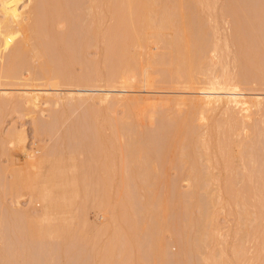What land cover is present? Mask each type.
Instances as JSON below:
<instances>
[{
	"label": "rangeland",
	"instance_id": "rangeland-1",
	"mask_svg": "<svg viewBox=\"0 0 264 264\" xmlns=\"http://www.w3.org/2000/svg\"><path fill=\"white\" fill-rule=\"evenodd\" d=\"M160 1L113 0L116 10L115 8L111 10L112 13L115 10V18L111 16L112 13L106 17L112 23L111 26L114 24L111 33L114 35L112 41L114 42L115 39L116 45L113 46L122 50L117 52L115 49L112 68L109 66V69L114 71L117 65L123 67L124 63H121L126 61V64L129 62L131 70L129 72L133 76L131 80L128 72L129 82L120 85L121 83L118 82L121 81L118 79V82L116 81L118 84L113 83V85L119 86L121 91H126L122 93L125 94L126 100L129 97L130 100L131 98L137 100V103L129 106L124 102L112 106L109 103H100L98 96L103 93V89L82 92L79 88H75L72 90L76 95L83 93L85 97L93 93V98L91 96L88 100L87 97L85 102L79 101L81 99L76 100L77 107H75L76 101L75 104L71 101V106L65 104L70 108L68 113H66L67 108L63 109L62 103L61 106L59 105L61 108L55 105H41L36 109L29 105L30 103H22L26 100H22V96L18 95L27 90L52 95L51 93L56 91H69L70 88L64 86V89H52L46 85L49 81L44 80L43 77V81L39 78L35 79L37 80L35 82L33 80L34 85L30 80L28 83L24 82L26 85L23 82L21 84V80L18 82L15 80L17 83L10 81V84H15L11 88L10 84H7L8 90H13L20 99L17 100L14 109L0 111V264H254L253 259L258 258L261 250L262 263L258 258L259 263L256 260V264H264V248L261 249L262 246L264 247V211L261 209L264 207V202L262 201V205L260 198L263 197L264 192L261 191L260 195L259 190L256 189L259 182L264 184V113L262 112L264 104L263 108L260 107L262 109L254 107L250 117L244 120L239 113L236 114L235 119L238 118L236 122L233 117L237 110H234V114L232 110L230 114L228 110L225 113L226 109L220 111V108L215 111L205 107L200 100L204 96V89L209 87V80L214 76H222L225 72L222 66L227 65L228 73L237 74L238 77L236 74L235 76L243 94L264 102V0H211V2L208 0L209 3L206 0V6L202 5L205 4L202 2L204 0H201L202 4H197L198 0H168L172 3L170 5L168 3V8L179 7L182 3L181 11L173 9L175 14L172 17L180 18L182 15L185 17L184 21L180 18L183 21L180 20L181 23L175 21L177 23L174 24L178 25L177 29L174 28L176 26L173 23L170 24L171 27L167 25L161 32L165 33L164 38L169 40L176 34L177 40L184 25L194 30L190 49L184 48V40L181 41L183 36L178 38L180 41L177 42L179 43L177 47L180 48V50L177 48L178 55L175 51L171 52L172 50L167 49L160 41L161 37L160 39L157 37L159 41L152 39L155 38L151 34L153 29L145 27L148 14L158 16L152 8L158 9ZM66 2L71 5L68 4V9L72 8L73 11V13L69 12L73 15L71 16L74 28L71 26L72 29H68L67 26L69 33L67 29L65 31L72 35H70L72 38L69 41L70 47L73 45L74 48L81 42L87 43L89 47L90 42L95 43L90 38L93 36L92 33L87 34L90 32L85 28L91 19L88 12L90 0ZM100 5L103 10L104 5ZM109 18L114 20L110 21ZM103 19L105 21H102L105 25L103 27H109L108 21ZM74 29L77 32H70ZM102 37L98 38V42L103 40ZM77 38L82 40L78 41ZM217 39L220 40L218 45H221L222 50L214 52L213 49L212 52L211 48L215 46L214 40L219 41ZM148 43L150 46L147 45ZM99 44L101 51L98 46L96 50H99L100 54L97 55L98 51L93 47L90 52L87 51L90 55L86 52L85 58L91 61L98 60L95 59L96 56H100L103 51L102 44ZM148 48H152L150 53L158 54V62H154L155 55L152 59V54L147 53ZM135 52L142 56L138 54V58ZM201 56L207 60L203 64L199 61ZM103 58L104 56L101 55L99 60ZM103 61L102 68H108L111 62L107 65V61L105 62L104 59ZM81 66L84 65H76L77 72L87 71V65L86 69ZM122 67L119 69L121 70ZM145 76L151 78L149 82L146 81ZM121 80L125 81L123 78ZM101 83L104 84L103 81ZM126 83H132V86L126 87L128 85ZM123 85L126 89H123ZM1 87L5 89L6 85ZM119 89L118 87L114 89L115 92L111 93L112 97L120 94V91H117ZM182 99L185 102H181ZM193 99L197 100V104L201 101L198 108L193 107L196 105ZM90 108L94 111L91 112ZM62 110L67 114L66 117L59 116L63 114ZM230 119L234 123H230ZM209 125L212 131L207 129ZM204 128L208 131H204ZM209 131L212 133H210L212 137L210 144H213L212 147L209 145L207 150L208 146L204 145L206 142L203 138L210 136ZM201 132L207 133L208 136L203 137ZM198 133L201 134L202 139ZM99 135L103 139L110 138L107 139L108 141L112 138L113 144L111 142L108 145L101 144L103 140ZM226 136L233 140L232 144H229L231 141L229 138L226 141ZM221 138L226 142V148L232 145L226 150L220 144L225 154H222L224 152L219 150L217 144L218 141L222 142L219 140ZM11 140L14 141L13 144L10 143ZM199 140L204 147L198 142ZM206 141L209 143L210 140ZM49 149L50 152L54 151L57 153L54 154L61 157L63 154L74 153L70 157L67 156L70 158L69 161L71 162V157L75 160L78 158L80 164L90 155L92 157L91 153H100L101 150L105 154L107 152L112 154L111 157L107 154L110 158H108L109 162L112 157L113 159L111 163L105 164L106 161L108 162L105 157L102 162L104 165H101L105 167H101L100 159L105 154H100L102 156L99 160L94 158L97 163L100 161L98 164L94 163L93 158H88L90 164L94 163L90 167L88 164L84 165V162L80 165L72 158L74 161L72 160L71 163L77 162L80 170L76 163L73 169L72 165L68 166V162H65L64 166L73 170L72 173L69 170L70 172L65 174L67 177L62 176L63 179L68 180L70 174L72 182L76 181L77 184L75 186L66 181L70 184L69 188H65L64 179L62 187L66 192L62 187L59 188L61 186L57 184L59 181L53 182L50 179L51 173L47 171L52 168L50 165L32 168L33 162L38 164L40 153L49 152ZM227 151V158L231 157L229 159L226 158ZM197 153L200 155L198 156ZM220 155H224V159ZM225 158L230 164L224 163ZM209 162L211 165L208 164ZM245 168L251 171L250 174L254 172L253 175L251 174L253 178L247 174L248 170L245 173ZM260 173L263 174H261L262 181L259 177ZM60 177L58 180H62ZM225 181L230 182V185ZM224 183L229 186L226 187V191L231 190L232 196L226 191V194H219L222 187L226 189ZM261 185H259L262 188L260 190H263ZM38 186L40 188L48 186L52 190L45 191L46 195H40L42 192L37 193V191L36 193L39 194L37 200L31 191ZM75 188L79 192L75 191ZM207 191L212 193V197L209 195L211 198L208 197ZM218 194L223 195L219 196L220 199L224 200L226 196L225 200L228 197L230 200L224 201L225 204L213 206L215 201L220 200ZM103 199L112 204L110 207L115 209V215L117 214V217H114L116 224L113 223L109 229H105L108 224L107 214L101 210L105 204L102 205L101 201L99 203V200L103 201ZM108 202L107 205H110ZM99 204L102 206H98ZM38 212L51 214V218L55 217L50 221L57 223L54 227L59 226L63 232L57 227L56 232L63 234L44 235L47 232L44 231L47 224L41 226L42 223L39 222L43 228L38 229L40 226L33 225L32 216L27 217ZM60 213L62 214L55 216ZM56 217L60 218L56 220ZM36 220L40 219L36 218L34 221ZM41 222L44 224V221ZM30 224L34 228L32 229L33 232L35 231L34 234H31V229L29 230ZM51 227L48 229L50 230ZM37 229L43 230L44 234L38 235ZM222 251L226 254L224 255ZM235 253L240 257L237 258Z\"/></svg>",
	"mask_w": 264,
	"mask_h": 264
},
{
	"label": "bare ground",
	"instance_id": "bare-ground-1",
	"mask_svg": "<svg viewBox=\"0 0 264 264\" xmlns=\"http://www.w3.org/2000/svg\"><path fill=\"white\" fill-rule=\"evenodd\" d=\"M26 1H28V2H26ZM67 1V0H66ZM65 0H0V111L1 110H9V109H14V106L16 105L17 106V100L18 99H20L18 96H22V100H26V101H23L22 103H26L27 102V104H29V105H31V106H33V107H35L36 109L39 107V106H41V105H55L56 107L57 106H61V103H62V106H63V109H64V107H65V109L67 108H69V106H71V101H74V102H72V104H75V101L77 100H79V99H81V100H79V101H84L85 102V100H86V98L88 97V100H90V98H91V96H92V98H93V93H92V95H86L85 97H83V93L82 94H79V95H76V93L75 92H73V90L72 89H77V88H79L80 89V91H82V92H84V91H86V92H94V91H97V89H103V93H100V95L98 96V99L100 100V103H109V105L110 104H112V106H114V105H118V104H122V103H124V102H126V103H128L129 104V106L130 105H133V104H135V103H137V100H134V99H132L131 98V100L129 99V97H127V99L128 100H126L125 98H124V96H125V94H122L123 92H126L125 90L124 91H121V88L119 89V86H116V88L118 87V89L119 90H117L120 94L119 95H117V97H112V95H111V93L112 92H115V90L114 89H116L115 88V86L113 85V83L114 84H120V85H122V83L123 84H125L124 82H129L130 80H129V78H127L128 76H130L131 74V72H129V70H130V68H129V62H127V64H126V61L125 62H122L121 64H123V67L121 66V65H117V68L119 69L120 67H122V69L120 70V71H118V69L116 68V69H114V71L112 70V69H109V66H110V68H112L111 67V64H112V61H113V59H114V52H115V49H117V52H118V48H114V46L116 45L115 44V39H114V42L112 41V36H114V35H112V26H114V24L111 26V22H109V20H108V18H106L107 16H109L111 13H112V10H111V8H115V1L113 2V0H90V4H89V7H88V9H89V17L91 18V19H89V24H87V26L85 27L86 28V31H88V32H90V33H87V34H91L92 33V35L93 36H89L88 35V37H90L91 39H93L94 41H95V43L94 44H91L92 42H90L91 41V39L90 38H88L87 36V38H88V40H90L89 42H90V44H89V47H87L88 45H87V43L86 44H83L82 42L81 43H77L75 46H74V48H73V45H71V47H70V44L71 43H69V41H70V35H71V33H70V35L69 34H67V33H69V30L68 29H72L71 28V26H73L74 25V23H73V18H72V16L70 15V13L72 12L73 13V11L71 10L72 8H69L68 9V4L70 5V3H68V2H66ZM157 1V0H156ZM170 1V0H169ZM169 1L168 0H161L160 1V3L158 4V5H160V7L157 9V8H152V9H154V11H155V13L156 14H158V16H151V15H149L148 14V17H147V22H146V26L145 27H147V28H151V29H153V32L151 33L152 34V36H154L155 38H152V39H160V37H161V39H160V41L161 42H163L165 45H166V47H167V49L169 48V50L171 51V52H173V51H175V54H177V50L179 49L180 50V48H179V46L177 47V45H179V43H177V42H180V41H178L182 36H183V39L181 38V41H183L184 40V44H185V47L184 48H187V49H190L191 47V42H192V36H193V34H194V30H193V28H191L190 29V27L189 26H187V25H184V26H182V32H181V36H179L178 35V37H177V40H176V34L175 35H173L172 37H173V39H170V38H172V37H170L169 38V40L165 37L164 38V34L163 33H161L162 32V30L167 26V25H169L170 26V24H172L173 23V25L174 26H176L175 24L179 21V23H181V21L183 20L184 21V17H185V15H182V16H180V18H182V20L180 19V18H176V17H172V15L173 14H175V12H174V10L173 9H176L175 11H181V9L182 8H180V6L182 5V3H181V5L178 7V6H174V4L172 5V6H174V7H172V8H168L169 6H168V3H169ZM200 1V2H199ZM203 3H205V4H202L201 3V0H198V2H197V4L199 3V4H202L203 6L205 5L206 6V0H204V1H202ZM207 2H208V0H207ZM209 2H211V0H209ZM208 2V3H209ZM112 3H114V5H112ZM152 3H156V2H152ZM100 4H102V6L104 5V9H106L105 11H104V9L102 10V8H101V5ZM146 4V3H145ZM170 4H172V3H169V5ZM71 6V5H70ZM112 6H114V7H112ZM153 6H155V5H153ZM182 7V6H181ZM202 7V6H201ZM208 7V6H207ZM144 8V7H143ZM151 8V7H150ZM151 9V10H152ZM178 9V10H177ZM204 9V8H203ZM210 9V8H209ZM115 10H116V8H115ZM115 10L113 11V13L111 14V16H114V18H115ZM69 11H71V12H69ZM105 12V15H104V12ZM182 13V12H181ZM207 13V12H206ZM114 14V15H113ZM144 14H146V11H145V13ZM178 14V13H177ZM176 14V15H177ZM184 14V13H183ZM88 15V14H87ZM103 16H105V17H103ZM144 16H146V15H144ZM72 18V19H71ZM103 18H105L107 21H108V26L109 27H103V26H105V25H103L104 23H102V21H104V19ZM173 18V19H172ZM176 18V19H175ZM110 19V18H109ZM209 19V18H208ZM72 20V21H71ZM91 20V21H90ZM112 20H114V19H110V21H112ZM144 20H145V18H144ZM177 20V22H175ZM181 20V21H180ZM182 21V22H183ZM105 22V21H104ZM83 23H84V21H83ZM114 23V22H113ZM175 23V24H174ZM178 23V24H179ZM186 23H188V22H186ZM191 23V22H190ZM183 24V23H182ZM172 25V26H173ZM216 25V24H215ZM68 26V27H67ZM89 26H90V28H89ZM107 26V25H106ZM173 26V27H174ZM178 26V25H177ZM177 26L176 27H174V28H176L177 29ZM181 26V25H180ZM68 29H67V28ZM171 27V26H170ZM169 27V28H170ZM73 28H74V26H73ZM85 28L83 29V31L85 32ZM89 28V29H88ZM114 28V27H113ZM216 28H218V27H216ZM236 28V27H235ZM62 29H64V30H62ZM66 29L68 30L67 31V33H65V31H66ZM171 29V28H170ZM175 29V30H176ZM180 29V28H179ZM228 29V28H227ZM62 30V31H61ZM166 30V29H165ZM77 32L76 31V29H74V30H70V32ZM83 31H81V32H83ZM215 31V30H214ZM217 31H219V30H217ZM62 32V33H61ZM105 32V33H104ZM112 32V33H111ZM176 32V31H175ZM65 33V34H64ZM86 33H85V35H86ZM217 33V32H216ZM151 34H150V36H151ZM221 34V33H220ZM102 35H103V37H102ZM148 35V34H147ZM147 35H145L146 37V39H147ZM216 35V34H215ZM219 35V34H218ZM72 36V35H71ZM151 36V37H152ZM175 36V37H174ZM99 37H102L103 38V40H100L99 42H98V38ZM150 37V38H151ZM158 37V38H157ZM163 37V38H162ZM116 38V37H115ZM175 38V39H174ZM179 38V39H178ZM217 38V37H216ZM215 38V39H216ZM235 38V37H234ZM72 39V38H71ZM74 39H76L75 37H74ZM86 39V38H85ZM84 38H83V40H85ZM133 39H135V38H133ZM149 39V38H148ZM147 39V40H148ZM159 39L157 40V41H159ZM164 39V40H163ZM225 39V38H224ZM77 40L79 41V40H82L81 38H77ZM92 40V41H93ZM163 40V41H162ZM217 40H219V39H217ZM228 40V39H227ZM200 41V40H199ZM198 41V42H199ZM215 41V43H214V45L215 46H212V52H213V49H214V52L216 51H221L222 50V48H221V45H218V42L220 43V40L219 41H216V40H214ZM102 42H104L105 44L103 45V43ZM113 42V43H112ZM137 42V41H136ZM145 42V41H144ZM99 43H101L102 44V50L104 51H102L101 52V55H102V57L104 56V60H105V62H106V64L107 63H110L109 65H108V68L106 67H104V68H102L103 66H102V63H104V61H103V59L100 61L99 60V57H101V55L100 56H96L97 58H95V59H98V60H95L94 58H92V59H94L95 61H91L89 58H85L87 55H86V52L87 51H89V50H91V48H93V47H95L94 49L96 50L97 48V46L99 47ZM212 43V44H213ZM226 43H227V41H226ZM99 44V45H98ZM115 44V45H114ZM150 43H148L147 45L148 46H150L149 45ZM183 44V45H184ZM218 46H220V47H218ZM228 44V43H227ZM227 44H225L226 46H227ZM114 45V46H113ZM229 45V44H228ZM214 47V48H213ZM114 48V49H113ZM140 48V47H139ZM178 48V49H177ZM220 48V50H217V49H219ZM230 48V47H229ZM113 49V50H112ZM120 49H121V47H120ZM150 49H152V48H148V50H149V52H147L148 54L150 53ZM206 49V48H205ZM211 49H209V50H211ZM99 50L101 51V49H100V47H99ZM99 50H96V51H98V53H97V55L98 54H100L99 52ZM124 50V49H123ZM135 50V49H134ZM154 50V49H153ZM208 50V49H207ZM120 52H122V50H119ZM90 52V51H89ZM89 52H87V54H89ZM132 52V51H131ZM170 52V53H171ZM211 52V51H210ZM133 53V52H132ZM136 53V52H135ZM110 54H112L111 55V57H110ZM137 54V57H138V52L136 53ZM147 54V55H148ZM152 53H150V55H151ZM184 54V53H183ZM182 54V55H183ZM210 55H212L211 53H209ZM86 55V56H85ZM90 55V54H89ZM135 55V54H134ZM154 55L155 54H152V59H153V57H154ZM163 55V54H162ZM178 55V54H177ZM204 55H205V52H204ZM112 56H113V59H112ZM139 56H142V55H140L139 54ZM214 56V55H213ZM155 57H156V60H155V58H154V62H156L157 61V57H159L158 56V54H156L155 55ZM173 57V56H172ZM109 58H110V60H109ZM139 58V57H138ZM151 58V57H150ZM160 58H162V56H160ZM189 58V57H188ZM210 58V57H209ZM217 58V57H216ZM238 58V57H237ZM101 59V58H100ZM112 59V60H111ZM159 59V58H158ZM163 59V58H162ZM200 60V62L203 64V63H205V61H207L206 60V58L203 56H201V58H199ZM208 59V58H207ZM213 59V58H212ZM183 60V59H182ZM217 61H218V59H216ZM215 60V61H216ZM90 61V62H89ZM158 62V61H157ZM138 63V62H137ZM189 63V62H188ZM188 63H186V65L188 64ZM200 63V64H201ZM220 63V62H219ZM78 64H80V65H84V66H81V67H84V69H86L87 68V71L85 72L84 71V69L83 68H81L83 71V73H81V72H77L78 70H77V67H76V65H78ZM101 64V65H100ZM126 64V66L127 67H125L124 65ZM178 64V63H177ZM182 64V63H181ZM210 64V63H209ZM221 64V63H220ZM87 65V66H86ZM105 65V64H104ZM106 65V66H107ZM219 65V64H218ZM222 65V64H221ZM259 65V64H258ZM85 66H86V68H85ZM100 66H101V68H100ZM116 67V66H115ZM178 67V66H177ZM176 67V68H177ZM180 67H182V66H180ZM193 67V66H192ZM222 67H224L225 68V72H223V74H222V76H220V75H218V76H214V78H211L210 80H209V83H208V88H205L204 89V92H203V95L204 96H202V98L200 99V100H202V103H203V105H205V107H209V108H212V109H214L215 111L216 110H218L219 108H220V111H224L225 109V113H226V111L228 110L229 111V113L231 114V112H232V114H234L235 112H234V110L237 112V113H235L234 114V116L235 117H233V120L237 117V115H238V113L241 115V118L243 117V120H244V118H247V117H250V113L252 112V109L254 108V107H257V108H259V109H262L263 108V104H264V102L263 101H260V100H258V99H256V97H247V96H245L244 94H243V92H242V90L240 89V86H239V81H238V76H237V74L236 73H234V75L233 74H230V73H228V71H226V69H227V65H225V66H222ZM222 67H221V69H222ZM79 68V67H78ZM188 68H189V66H188ZM106 69H108V70H106ZM185 69H186V67H185ZM77 70V71H76ZM104 70H106L107 72H108V74H107V72H106V76L103 74V73H105V71ZM111 72H110V71ZM176 70V69H175ZM179 70V69H178ZM102 71H104V72H102ZM116 71H118V72H116ZM131 71V70H130ZM144 71V70H143ZM147 71V70H146ZM222 71V70H221ZM128 72H129V74L130 75H128ZM176 72V71H175ZM181 72V71H180ZM189 72V71H188ZM219 73V72H218ZM221 73V72H220ZM176 74V73H175ZM206 74V73H205ZM235 74H236V76H235ZM264 74V73H263ZM128 75V76H127ZM145 75V74H144ZM200 75V74H199ZM233 75V76H232ZM148 76V75H147ZM147 76H145L147 79H146V81L147 82H149V79H151V78H149L148 79V77ZM41 77V78H40ZM42 77H43V79L45 80H48L49 82L46 84L48 87H50V88H52V89H60V88H65L64 86H66L67 88H70V90L68 91H61V92H57L56 91V93H51L52 95H50V94H43V92L41 93L40 91H33V90H27L26 92H23L22 94L20 93V95H15L14 93H13V90H8V88H7V84L10 82V81H14V83H17L18 81H20L21 80V84H22V82L24 83V82H27L28 83V81L30 80V81H32V83H33V85H34V82L35 81H37L38 79L37 78H39V80L41 79L42 81H43V79H42ZM131 77H133L132 75L130 76V79L132 80V78ZM135 77V76H134ZM121 78H123V80L125 79V81H122L121 80ZM35 79H37V80H35ZM118 79H120V81L121 82H118ZM134 79V78H133ZM15 80L17 81V82H15ZM33 80H34V82H33ZM129 80V81H128ZM29 81V82H30ZM103 81V85H101L102 82ZM118 83H117V82ZM208 81V80H207ZM45 82H47V81H45ZM116 82V83H115ZM13 83V84H14ZM101 83V84H100ZM105 83H107V84H105ZM10 84V83H9ZM13 84H10V88H11V86L13 85ZM99 84V85H98ZM126 84H128V85H126V87H130V86H132V83H126ZM6 85V87H4L5 89H2V87L1 86H5ZM15 85V84H14ZM24 85H26V83H24ZM30 85V84H29ZM32 85V86H33ZM41 86V85H40ZM124 86V85H123ZM13 87V86H12ZM120 87H122V86H120ZM126 87L124 86V88L123 89H126ZM19 88V87H18ZM96 88V89H95ZM95 89V90H94ZM105 89V90H104ZM62 90V89H61ZM2 91V92H1ZM50 95V96H49ZM127 95V94H126ZM17 96V97H16ZM84 99V100H83ZM125 99V100H124ZM161 99V98H160ZM194 99H196V98H194ZM193 99V102H195L196 101V105H194V103L192 104V105H194L193 107L195 108V107H197L198 108V104L201 102H199L198 104H197V100H194ZM199 100V99H198ZM68 101H70L69 103H68ZM76 101V106L75 107H77L78 106V102ZM155 101V100H154ZM157 101V100H156ZM179 101V100H178ZM181 102L182 101H184L183 99L182 100H180ZM143 102H144V100H143ZM177 102V101H176ZM180 102V103H181ZM185 102V101H184ZM183 102V103H184ZM190 102V103H191ZM24 103V104H25ZM154 103V102H153ZM179 103V102H178ZM182 103V104H183ZM201 103V104H202ZM19 104V103H18ZM65 104H70L68 107H67V105H64ZM127 104V105H128ZM144 104V103H143ZM149 104H151L150 102H149ZM104 105V104H103ZM108 105V106H109ZM155 105V104H154ZM203 105H201V106H203ZM15 106V107H16ZM31 106H30V108H31ZM59 106V107H60ZM106 106H107V104H106ZM200 106V105H199ZM12 107V108H11ZM50 107V106H49ZM224 107V108H223ZM260 107H262V108H260ZM7 108V109H6ZM61 108V107H60ZM108 108V107H107ZM222 108V109H221ZM70 109V108H69ZM69 109L67 110V112L66 113H68V111H69ZM91 109V108H90ZM93 109V108H92ZM91 109V110H92ZM79 110V109H78ZM194 110V109H193ZM232 110V111H231ZM262 110H264V108L262 109ZM261 110V111H262ZM43 111V110H42ZM63 111V110H62ZM94 110H92L91 112H93ZM231 111V112H230ZM133 112V111H132ZM259 112V111H258ZM263 113H264V111H262ZM44 113V112H43ZM61 113H63L62 115L61 114H59V116H65V114H64V111L63 112H61ZM224 113V114H225ZM237 114V115H236ZM30 115V114H29ZM69 115V114H68ZM200 115V114H199ZM226 115V114H225ZM5 116V115H4ZM56 116V115H55ZM66 116H67V114H66ZM65 116V117H66ZM203 116V115H202ZM231 116L232 115H230V118H231ZM56 118V117H55ZM200 118V117H199ZM238 119V118H237ZM237 119H235L234 121H238ZM2 120V119H1ZM66 121V120H65ZM241 121H242V119H241ZM185 122V121H184ZM230 123H234V122H232V119H230V121H229ZM228 122V123H229ZM0 123H1V121H0ZM34 123V122H33ZM62 123H63V121H62ZM66 123V122H65ZM262 123V122H261ZM37 124V123H36ZM39 125V124H38ZM205 125H206V123H205ZM230 125V124H229ZM51 126V125H50ZM75 126V125H74ZM97 126V125H96ZM46 127V126H45ZM77 127V126H76ZM209 128H207V127H205V128H207V129H210V125L208 126ZM230 127H231V125H230ZM40 128V127H39ZM181 128V127H180ZM203 129L204 131L205 130H207V129ZM24 129V128H23ZM98 129H99V126H98ZM183 129V128H182ZM181 129V130H182ZM211 131H212V129H210ZM248 130V129H247ZM208 131V130H207ZM202 134H203V137H204V135H207L208 136V134L210 135V136H208V137H206V138H208L210 141H209V143H207V141L206 140H208V139H206V138H203V137H201V134L200 133H198V134H200L199 135V137L202 139H204L203 141L204 142H206V143H204L203 141H202V143H204V145H207L208 146V149L207 148H205V150L207 149V150H209V145H210V147H212V145L211 144H213V143H211L210 144V142H212L211 141V132L209 131V133L207 134H205L204 132H201ZM211 133V134H210ZM197 134V135H198ZM196 135V136H197ZM224 135V134H223ZM99 138H101L103 141H101V139L99 140V142L101 141V144L102 143H104L105 145H108V143H110L111 142V140H112V138H111V140H107V139H110V138H105V139H103L102 137H101V135H99ZM197 138V137H196ZM226 138H227V140L226 141H228V138H229V140H231V138L228 136H226ZM116 139V138H115ZM197 140V139H196ZM219 140H222V142H224L225 144L223 145V143L221 142V141H218L217 142V144H219L218 145V147H219V150L221 151L222 150V148L220 147V144H222V147H225L226 146V142L225 141H223L224 139L223 138H221V139H219ZM105 141H106V143H105ZM108 141V142H107ZM13 140H11L10 141V143L11 144H13ZM112 142H113V140H112ZM111 142V144H113ZM197 142V141H196ZM200 144H201V140H199L198 141ZM231 142H233V140H231L230 142H229V144H232ZM234 144V143H233ZM202 146H203V144H201ZM228 145V144H227ZM239 145V144H238ZM244 145V144H243ZM229 147L231 146L232 147V145H228ZM228 146H227V148H228ZM45 147V146H44ZM55 147V146H54ZM101 147V146H100ZM106 147V146H105ZM204 147V146H203ZM206 147V146H205ZM217 147V148H218ZM221 148V149H220ZM226 148V147H225ZM227 148H226V150H227ZM101 149H102V147H101ZM230 149L231 148H229V151H230ZM49 152H47V151H45L44 153H40L41 154V156H39L40 158V160H39V162H38V164H36V163H34L33 162V164H32V168H36V167H39V166H43V165H47V166H49L50 165V167H52V168H50V170L48 169L47 171H49L51 174H50V179H52V181L54 182V180H56L57 182V184L58 185H60L61 184V186H59V188H61L62 187V185L64 184L63 183V180L65 179H63V177L62 176H65V177H67L66 175L71 171V173H72V170L74 169V166H75V163L77 164V162H73V163H71L72 162V160L74 159L73 157H71V162L69 161L70 160V156H72V155H74V153L72 154H68V155H66V154H63V157H61V155L59 156V155H56L57 153L56 152H50V149L48 150ZM52 151V150H51ZM117 151V150H116ZM199 151V150H198ZM223 152H224V150H222ZM243 151V150H242ZM105 152V151H104ZM219 152V151H218ZM54 153H56V154H54ZM182 153V152H181ZM39 154V153H38ZM39 154V155H40ZM92 154V157H91V155H90V157H88V158H95V159H97V160H99L100 159V157L102 156V155H100V154H105V153H103L102 152V150H101V152L99 153V152H94V153H91ZM94 154H96V155H94ZM99 154V156H97ZM107 154H109V156L110 155H112L111 153H109V152H107ZM107 154H105L104 156H102V158L100 159V161H101V163H99L100 161H98V163L100 164V166L101 165H104L102 162H103V160H104V158L106 157L107 159H105V160H108V162L106 161V163L105 164H109V163H111V160L113 159V157L111 158V160H110V162H109V156L107 155ZM115 154V153H114ZM199 153H197V155H198ZM208 154V153H207ZM222 154H225V152L224 153H222ZM227 154H228V151L226 152V158H227ZM31 155V154H30ZM56 155V156H55ZM66 155V157H64ZM76 155V154H75ZM94 155V156H93ZM200 155V154H199ZM198 155V156H199ZM206 155V154H205ZM229 155H230V152H229ZM228 155V156H229ZM57 156H59V157H57ZM67 156H69V157H67ZM108 156V157H107ZM213 156H215V155H213ZM221 156V155H220ZM32 157H34V155H33V153H32ZM97 157H99V158H97ZM111 157V156H110ZM221 157H223L222 159H224V155H222ZM64 158L66 159V158H68V160H64ZM73 158V159H72ZM76 158V157H75ZM87 158V159H88ZM109 158V159H108ZM217 158V157H216ZM225 158V164H226V162L228 163V160L227 159H229V158H231V157H229V158H227L226 159ZM87 159H86V161L84 160L82 163L85 165V164H88V166H90L91 167V164H90V159L87 161ZM94 159V160H95ZM118 159V158H117ZM213 159H214V157H213ZM75 160V159H74ZM73 160V161H74ZM76 160L78 161V163H79V159L78 158H76ZM75 160V161H76ZM94 160H92L93 162H94ZM97 160H95V162L94 163H97ZM134 160V159H133ZM227 160V161H226ZM38 161V160H37ZM91 161V162H92ZM209 161H211L210 160V158H209ZM213 161H215V160H213ZM230 161V160H229ZM65 162H68L67 164H68V166H70V165H72L73 167V169H71L70 170V168L69 167H67V166H64V163ZM105 162V161H104ZM114 162V161H113ZM70 163V164H69ZM81 163V164H82ZM93 163V164H94ZM97 163V164H98ZM217 163V162H216ZM66 164V165H67ZM74 164V165H73ZM80 164V163H79ZM79 164H77V168L79 169ZM80 164V165H81ZM90 164V165H89ZM92 164V165H93ZM208 164H210V162L208 163ZM228 164H230V163H228ZM211 165V164H210ZM214 165V164H213ZM217 165H219V164H217ZM244 165H246V163H245V161H244ZM97 166H99V165H97ZM106 166H109V165H106ZM101 167H105V166H101ZM214 167V166H213ZM66 168V169H65ZM67 168H68V170H67ZM81 169L83 168V166H81L80 167ZM227 168H228V166H227ZM64 169H65V171L67 172H65L64 171ZM230 169V168H229ZM70 170V171H69ZM80 170V169H79ZM247 170H248V168H247ZM246 170V168H245V173H247L248 171V173L247 174H249V175H253L254 174V172H252L251 174H250V170H248L247 171ZM247 171V172H246ZM91 172V171H90ZM96 172V171H95ZM192 172V171H191ZM264 173V172H263ZM66 174V175H65ZM191 174V173H190ZM209 174V173H208ZM262 173H260L259 175V177H260V179H261V181L263 180V177H261L262 175H261ZM70 175V174H69ZM68 175V177H69V181L68 180H64V182H65V184L66 185H63V186H66L65 188H69V184L70 183H66V181L67 182H71L73 185L75 184V186H77V184H76V181H75V183L74 182H72V179H71V177ZM210 175V174H209ZM252 175H251V177H252ZM56 176H58V178L61 176L62 177V180H58V178L56 177ZM208 176V175H207ZM247 177H248V175H246ZM53 177V178H52ZM61 177H60V179H61ZM190 177V176H189ZM251 177H248L249 179L251 178ZM198 178V177H197ZM197 178H195L196 180H197ZM253 178V177H252ZM199 179V178H198ZM213 179V178H212ZM211 179V180H212ZM205 180V179H204ZM226 180V179H225ZM228 180V179H227ZM253 180V179H252ZM251 180V181H252ZM60 181H61V183H60ZM232 181V180H231ZM263 182H264V180H263ZM225 183L226 184H228V185H230V182L229 183H227V181H225ZM224 183V185H225V188L227 187L226 186V184ZM255 184H256V182H254ZM261 182H259V184H258V186L259 185H261L263 188H264V184L263 183H261ZM71 184V185H72ZM255 186V185H254ZM256 187V189L257 190H259L258 192H260V195H261V191L262 192H264V189L263 190H260V189H262V188H260V186L259 187ZM53 187H55V186H53ZM220 187H222V186H220ZM229 187V186H228ZM227 187V188H228ZM63 188V190H65L66 191V189L64 188V187H62ZM223 189L222 190H220V188H219V190L221 191V192H223V190H224V187H222ZM227 188L224 190V192L223 193H221L220 191H218V192H220L219 194H226V192H229V194L231 195L232 194V192H230L231 190H229V191H226L227 190ZM32 190V189H31ZM40 190H43V191H40ZM49 190H52L50 187H48V186H44L43 188H40L39 186H38V188L36 187V189L35 190H32L31 192H32V194H34V197H36V199L38 200L39 199V194H37V193H40V192H42L40 195H46L47 193L45 192V191H47V192H49ZM115 190V189H114ZM38 191V192H37ZM64 191V192H65ZM75 191H78V189L76 190V188H75ZM226 191V192H225ZM37 192V193H36ZM63 192V193H64ZM67 192V191H66ZM79 192V191H78ZM236 192V191H235ZM36 193V194H35ZM206 193V192H205ZM207 194H208V197L209 198H211L213 195H211L212 193L211 192H208L207 191ZM218 194V197L220 196H223V195H219ZM228 193H227V196L229 195ZM209 195H211V197L209 196ZM262 195H263V197L261 196L260 198H262L261 199V204L264 202V193H262ZM232 196V195H231ZM217 197V196H216ZM220 197H219V199H220ZM225 198H226V196H224ZM33 198V197H32ZM225 198H224V200H223V198L222 199H220V200H218V198H217V200L218 201H215V202H217L216 204H215V202L212 200V202H214L213 204V206H216V205H218V204H221V203H224V201H226L227 199H229L230 200V197H228L226 200H225ZM260 198H259V200H260ZM98 199H100V196H99V198ZM101 199H102V197H101ZM228 200V201H229ZM100 201H101V204H102V202H103V204L102 205H104L105 204V206L103 207L102 205V207L100 206V204L98 205V206H100L101 208H99V210L101 209L103 212H105L106 214H107V220H108V224H107V227L105 228V229H109V228H111V226L113 225V223L115 222V216L117 215H115V209L113 210L112 209V207H110L112 204H110V202H108V201H106L105 199H103V201L102 200H99V203H100ZM210 201H211V199H210ZM223 201V202H222ZM263 201V202H262ZM35 202V201H34ZM97 202H98V200H97ZM106 202V203H105ZM107 202H108V204H110V205H107ZM227 202V201H226ZM231 202V201H230ZM230 202L228 203V204H230ZM259 203H260V201H259ZM225 204V203H224ZM239 204V203H238ZM261 204H260V207H261ZM264 204V203H263ZM262 204V205H263ZM106 205L109 207H106ZM223 205V204H222ZM96 206V205H95ZM239 206V205H238ZM264 206V205H263ZM111 208V209H110ZM264 207H262L261 209L264 211V209H263ZM110 209V210H109ZM217 209H218V207H217ZM243 210V209H242ZM111 211H114L112 214L110 213ZM245 211V210H244ZM262 211V212H263ZM215 212L216 211H214V213L213 214H215ZM36 213V212H35ZM62 213H60V214H55V216H57V215H61ZM114 214V215H113ZM245 214V213H244ZM263 214H264V212H263ZM65 215V214H64ZM104 214H102V216H103ZM32 216V217H31ZM51 214H43V213H39L38 212V214H36V215H34V213H32V215H30V216H27V217H31L32 219V221L34 222V224L33 225H37V226H40L39 224L40 223H42L41 224V226L43 225H45V224H47V227H48V225L51 227L52 225V227H51V229L52 228H56V227H54L56 224L54 223V221H50V220H54L53 218H55V217H52L51 218ZM74 217H75V215H74ZM117 217V216H116ZM36 218H38V220L39 221H34ZM51 218V219H50ZM60 218V217H59ZM58 218V219H59ZM259 218V217H258ZM264 218V217H263ZM30 219V218H29ZM57 219V217H56V220H58ZM62 219H64V218H62ZM76 219V218H75ZM211 219V218H210ZM41 220L42 221H44V224H43V222H41ZM55 220V221H56ZM118 220V219H117ZM30 221V220H29ZM49 221V223H54V224H49V223H47V222ZM214 221V220H213ZM212 221V226L214 225L213 222ZM35 222H37V223H35ZM40 222V223H39ZM46 222V223H45ZM60 222H61V220H60ZM28 223V222H27ZM59 223V222H58ZM107 223V222H106ZM101 224V223H100ZM114 224H116V223H114ZM59 225V224H58ZM70 225H71V223H70ZM38 227V229L40 228V229H42L43 227ZM30 227L31 228H29V230L31 231V234H34V232L32 231V229L34 230V228H32V224H30ZM46 227V226H45ZM45 227H44V231H47V232H45V234H44V232L42 233V231L43 230H36V233L38 234V235H50V236H52L53 234L54 235H56L57 233H58V236L61 234H63V233H59V231L58 232H56L57 231V228L61 231V232H63V230H61L60 229V227L58 226L55 230L53 229L52 231H51V229L49 230L48 228H50V227H46V229H45ZM104 229V230H105ZM94 231V230H93ZM213 232L215 231V230H212ZM211 231V232H212ZM107 232V231H106ZM42 233V234H41ZM213 234V233H212ZM211 234V235H212ZM37 238V237H36ZM210 238V237H209ZM256 241V240H255ZM263 244V243H262ZM264 247L262 246V248L261 249H263ZM260 249V250H261ZM258 251V250H257ZM223 252V251H222ZM221 252V253H222ZM236 252V251H235ZM238 252V251H237ZM240 252V251H239ZM238 252V253H239ZM224 253V252H223ZM223 253L221 254V256L223 255ZM261 253H262V250H261ZM259 254L258 255V258H259V260H261V263H262V258H263V253L262 254ZM226 254V252L224 253V255ZM236 254V257L238 258V257H240L237 253H235ZM234 254V255H235ZM242 253H240V255H241ZM219 255V254H218ZM259 256H261V257H259ZM252 259H253V257H251ZM250 258V259H251ZM254 258H256L255 256H254ZM258 258L256 259L257 261H258ZM261 258V259H260ZM208 259H211L210 257H208ZM249 259V260H250ZM207 260V259H206ZM245 260V259H244ZM256 260H254L253 259V261L255 262L254 264H256ZM208 261V260H207ZM211 261V260H210ZM249 262V261H248ZM258 263H259V261H258ZM257 263V264H258ZM244 264V263H243ZM245 264H247V263H245ZM249 264V263H248Z\"/></svg>",
	"mask_w": 264,
	"mask_h": 264
}]
</instances>
